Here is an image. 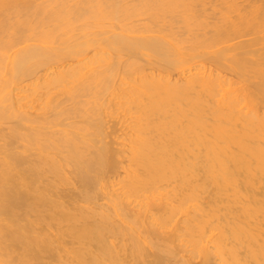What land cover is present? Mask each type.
<instances>
[{
    "label": "bare ground",
    "instance_id": "bare-ground-1",
    "mask_svg": "<svg viewBox=\"0 0 264 264\" xmlns=\"http://www.w3.org/2000/svg\"><path fill=\"white\" fill-rule=\"evenodd\" d=\"M242 1L0 0V264H264Z\"/></svg>",
    "mask_w": 264,
    "mask_h": 264
},
{
    "label": "rangeland",
    "instance_id": "rangeland-1",
    "mask_svg": "<svg viewBox=\"0 0 264 264\" xmlns=\"http://www.w3.org/2000/svg\"><path fill=\"white\" fill-rule=\"evenodd\" d=\"M236 2H237L238 4L244 3L242 0H236ZM261 27H262V26H261ZM263 28H264V27H263ZM263 32H264V31H263ZM247 38H248V37L243 38V39H247ZM249 38H250V37H249ZM207 66H208V65H207ZM208 67H209V66H208ZM214 68L216 69V67H213L212 65H210V69L213 70ZM215 69H214V70H215ZM215 71H216V70H215ZM224 74H228V73H224ZM230 75H231V74H230ZM230 75H229L228 77H231ZM232 78H233V76H232ZM233 80H234V79H233ZM234 81H236V80H234ZM111 124H112V122H111L109 125H111ZM119 128H120V127H119ZM120 130H121V129H120ZM120 130H119V131H120ZM121 132H122V130H121ZM118 133H119V132H118ZM119 134H121V133H119Z\"/></svg>",
    "mask_w": 264,
    "mask_h": 264
}]
</instances>
